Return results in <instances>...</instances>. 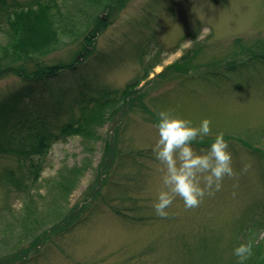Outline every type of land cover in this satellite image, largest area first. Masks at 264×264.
Segmentation results:
<instances>
[{
  "label": "rangeland",
  "instance_id": "rangeland-1",
  "mask_svg": "<svg viewBox=\"0 0 264 264\" xmlns=\"http://www.w3.org/2000/svg\"><path fill=\"white\" fill-rule=\"evenodd\" d=\"M29 1L0 0V63L13 68L26 59L12 50L15 32L5 10ZM56 1L60 12L50 16L61 39L35 58L71 62L98 21L89 44L93 54L76 71L36 83V93L19 104L21 111L37 110L35 99L49 98V88L64 85L77 94L86 86L89 97L107 90L112 101L104 121L97 124L96 117L93 123L98 136L77 134L53 144L28 197L4 175L5 169L19 173L18 155L0 153V255L29 245L40 231L48 248L25 264H238L236 246L264 240V0ZM26 83L13 71L0 75V100ZM74 97L65 96L76 104L71 117L81 113ZM64 105L61 121L72 113ZM162 110L194 126L210 119L211 135L194 142L197 151L223 133L235 171L251 163L236 187L225 178L220 191L187 211L177 198L167 218L153 207L160 174L152 148ZM113 126L119 132L115 151L126 157L112 155L104 172V144ZM85 202L91 204L82 212ZM70 210L89 217L61 237L59 222Z\"/></svg>",
  "mask_w": 264,
  "mask_h": 264
},
{
  "label": "trees",
  "instance_id": "trees-1",
  "mask_svg": "<svg viewBox=\"0 0 264 264\" xmlns=\"http://www.w3.org/2000/svg\"><path fill=\"white\" fill-rule=\"evenodd\" d=\"M14 6L12 10H5L7 12L6 23L15 32L12 50L14 53L19 54V59L26 60H23L18 68L0 63V75L13 71L27 83L14 94L0 100V153L10 152L18 155L19 173L17 174L14 168L12 170L5 169L4 175L6 182L12 188L21 191L28 197L33 194L32 187L39 180L41 172L45 169V156L49 154L53 144L64 137L77 134L87 135L90 138L98 136L92 128L93 123L96 122V117L100 119L97 124L104 121L102 120L104 109L107 105L111 104L112 100L108 98L109 91L107 90L89 97L90 90L86 86H84L86 87L85 89L82 87L83 89L79 90L77 94L73 92L71 87L64 85L60 87L59 91L49 88L51 93L49 98L43 100L35 99V103L39 101L37 110L34 108L28 111H21L19 104L27 97H31L36 93V83H47L53 79H59L68 70L76 71L82 59H88L90 54H93V50L89 49V44L94 43L99 24H97V21L93 31L86 34L85 45L80 52V56L77 55L68 63L46 64L43 61H38L40 59H36L35 54L41 52L42 48H48L47 46L49 45L47 44L52 46L61 39L59 38V31L50 16L54 11L60 12L58 1L30 0L26 4L18 3ZM235 65L237 66V64ZM81 94L84 97L87 96V99L83 98V100L79 101ZM66 95H75L74 101L78 102L79 111H81L77 117H71L75 113L72 111L76 110V104L71 103V101L69 102V97L65 102ZM85 102L88 103L84 104ZM65 103L70 106L72 113L67 121H61L59 117L63 111L62 105ZM66 104L64 105L65 108H67ZM43 106L54 110L53 114L41 111L39 108H43ZM117 131L118 128L113 126L111 137L105 139V158L103 161L106 159L107 163L103 166L105 167L102 170L104 172L110 169L109 164L112 162V155L119 153V150L115 151L118 147L113 145L118 140L119 132ZM119 154L126 157L125 154ZM128 155L131 156L130 154ZM74 171L75 169L72 170V172ZM67 177L69 179L71 176L68 175ZM105 181L106 178L101 182L104 183ZM63 183L66 182L63 181ZM100 185L102 186L103 184ZM89 205L88 202H85L84 206L81 207L82 212ZM76 213L70 210L64 214L61 222H59L62 224H60L61 229L58 235L63 237L77 225L87 221L89 217L88 213L85 215H82L80 212ZM256 240H253L254 255L244 264H264V240L259 243ZM26 243L23 242L17 250L13 251L12 255H0V264H25L38 259L45 249L48 248H46L48 244L46 245L40 231L35 236L30 237L28 241L29 245H26ZM50 243L57 244L56 238H52Z\"/></svg>",
  "mask_w": 264,
  "mask_h": 264
},
{
  "label": "clouds",
  "instance_id": "clouds-1",
  "mask_svg": "<svg viewBox=\"0 0 264 264\" xmlns=\"http://www.w3.org/2000/svg\"><path fill=\"white\" fill-rule=\"evenodd\" d=\"M155 124L157 140L152 152L158 162L160 187L153 204L155 213L167 218L168 209L179 198L184 209L198 208L206 196L211 197L222 189L225 178L233 179L238 185L241 173H247L251 163H243L241 173L233 167V156L224 134H217L206 150L197 151L194 142H202L211 135V121L203 119L199 125L172 110L157 113ZM235 195V193H233ZM264 239V233L260 235ZM254 241L242 242L234 248L233 255L238 264H244L253 255Z\"/></svg>",
  "mask_w": 264,
  "mask_h": 264
}]
</instances>
